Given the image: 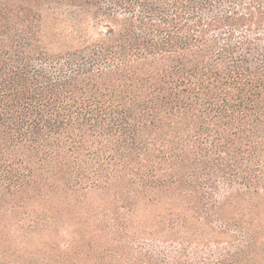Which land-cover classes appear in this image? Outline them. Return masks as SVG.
<instances>
[{
  "label": "trees",
  "instance_id": "obj_1",
  "mask_svg": "<svg viewBox=\"0 0 264 264\" xmlns=\"http://www.w3.org/2000/svg\"><path fill=\"white\" fill-rule=\"evenodd\" d=\"M0 264H264V0H0Z\"/></svg>",
  "mask_w": 264,
  "mask_h": 264
}]
</instances>
